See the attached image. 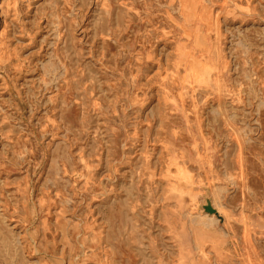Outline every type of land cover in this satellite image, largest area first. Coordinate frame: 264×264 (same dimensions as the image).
<instances>
[{
	"label": "rangeland",
	"instance_id": "rangeland-1",
	"mask_svg": "<svg viewBox=\"0 0 264 264\" xmlns=\"http://www.w3.org/2000/svg\"><path fill=\"white\" fill-rule=\"evenodd\" d=\"M0 264H264V0H0Z\"/></svg>",
	"mask_w": 264,
	"mask_h": 264
},
{
	"label": "water",
	"instance_id": "water-1",
	"mask_svg": "<svg viewBox=\"0 0 264 264\" xmlns=\"http://www.w3.org/2000/svg\"><path fill=\"white\" fill-rule=\"evenodd\" d=\"M205 210L208 212V213H213V209L211 208V206L208 204L206 205L205 207Z\"/></svg>",
	"mask_w": 264,
	"mask_h": 264
}]
</instances>
